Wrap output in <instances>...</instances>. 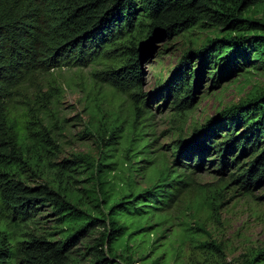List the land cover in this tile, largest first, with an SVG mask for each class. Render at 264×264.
I'll use <instances>...</instances> for the list:
<instances>
[{
    "label": "trees",
    "instance_id": "obj_1",
    "mask_svg": "<svg viewBox=\"0 0 264 264\" xmlns=\"http://www.w3.org/2000/svg\"><path fill=\"white\" fill-rule=\"evenodd\" d=\"M258 11L264 13V0H0V264H133L122 250L131 241L144 243V233L138 232L155 224L148 215L144 225L134 228L127 220H134L133 214L142 216L150 209H160L157 204L172 199L168 187L178 189L188 183L180 177L185 168L200 170L205 161L216 162V156L221 165L218 171L226 164L235 166L230 176L240 182L244 192L259 187L264 182V87L223 108L207 120L201 132L185 141L174 140V161L179 165L163 168L150 186L128 189L118 196L104 189L107 175L118 164L111 151L123 136L124 164L136 170L133 157L145 152L147 143L142 142L141 134L136 136L134 121L125 134L113 125L110 140H102L105 149L97 159L77 155L71 160L73 165L84 162L89 178L97 180L96 190L82 188L90 203L83 207L82 194L75 192L68 178L60 177L56 186L46 178L38 185L21 178L26 170L45 177L52 142L27 119L17 124L6 104L12 90L63 63L85 66L104 61L108 68L100 72L115 74L110 78L112 84L126 91L140 89L141 62L153 38H169L194 26L217 29L219 33L184 53L153 93L162 98L163 105L170 103L176 114L184 115L194 106L206 73L218 84L249 71L254 63L264 68V21L254 16ZM132 96L139 102L132 107L133 120L146 118L144 106L153 98L141 92ZM222 131L223 136H217ZM213 150L214 156L205 158ZM71 165L65 168L73 169ZM45 200L63 224L58 239L32 230L37 203ZM97 225L102 226L100 234L87 247L91 258L87 262L74 259L70 255L73 245ZM200 244L223 254L214 241ZM160 258L157 255L150 263L160 264ZM263 260L261 247L243 264Z\"/></svg>",
    "mask_w": 264,
    "mask_h": 264
},
{
    "label": "rangeland",
    "instance_id": "obj_2",
    "mask_svg": "<svg viewBox=\"0 0 264 264\" xmlns=\"http://www.w3.org/2000/svg\"><path fill=\"white\" fill-rule=\"evenodd\" d=\"M254 16L264 21L263 11L256 12ZM217 33V29L194 26L172 37L154 41L141 62L140 89L134 87L126 91L116 87L110 82L115 74L100 72L108 68L109 63L97 60L85 66L63 63L12 90L6 104L16 123L27 119L32 128L45 131L52 142L51 165L47 166L45 177L26 170L21 178L30 185H38L46 178L54 181V186L60 177L68 178L75 192L83 196L85 205L81 206H89V198L82 188L96 190L97 180L89 178L84 162L73 165L71 160L77 155L97 159L105 149L102 140H110L112 126L116 125L117 130L125 134L133 121L136 136L141 134L142 142L147 143L145 152L133 157L136 170H131L124 164L122 136L116 149L111 151L118 164L107 175L104 189L113 196L132 188L139 190L154 183L163 168L172 169L179 165L174 161V140L180 138L185 141L201 132L207 120L223 108L264 87V68L254 63L255 67H249V71H241L232 79L218 84L211 82L210 74L206 73L197 90L194 106L184 115L176 114L170 103L163 105L162 98L153 95L159 80L162 83L169 77L184 53L201 46L207 37ZM191 60L193 64L196 58ZM139 92L147 93V97L153 99L144 106L147 117L133 120L132 107L139 102L134 101L132 94ZM223 134L222 131L217 136L222 137ZM212 156L214 150L205 158ZM214 159L216 162L205 161L204 168L200 170L185 168L180 177L188 183L181 184L178 189L168 187L173 191L172 199L157 204L160 209H150L142 216L133 214L135 221L127 220L130 228H134L144 225L148 215L149 222L155 226L140 230L138 234L144 233L145 242H129V248L122 250L123 256L130 257L133 264H151L157 255L161 256L160 264H243L254 250L264 247V182L250 192H244L240 182L230 176L235 166L226 164L224 170L218 171L221 165L217 156ZM181 160L188 162L184 158ZM67 164H72L73 169L65 168ZM37 205L39 209L32 230L50 239L60 238L63 224L59 222L58 214L47 200ZM101 229V225L90 228L73 245L70 255L80 262H87L91 258V249L87 247ZM202 241L218 243L223 254L203 248ZM156 245L160 247L158 250L150 249ZM257 264H264V260Z\"/></svg>",
    "mask_w": 264,
    "mask_h": 264
},
{
    "label": "water",
    "instance_id": "obj_3",
    "mask_svg": "<svg viewBox=\"0 0 264 264\" xmlns=\"http://www.w3.org/2000/svg\"><path fill=\"white\" fill-rule=\"evenodd\" d=\"M154 41H155V38H153V40H152V42H151V43H154ZM151 45H153V44H151ZM151 45H150V46H151ZM139 47H140V46H139Z\"/></svg>",
    "mask_w": 264,
    "mask_h": 264
}]
</instances>
